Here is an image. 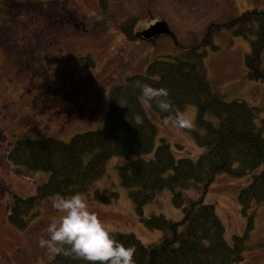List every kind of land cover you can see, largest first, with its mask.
Here are the masks:
<instances>
[{
  "label": "rangeland",
  "instance_id": "obj_1",
  "mask_svg": "<svg viewBox=\"0 0 264 264\" xmlns=\"http://www.w3.org/2000/svg\"><path fill=\"white\" fill-rule=\"evenodd\" d=\"M0 5V264H45L56 254L38 246L47 225L59 216L53 207L56 196L42 201L38 216L28 220L25 230L8 222L13 197L34 195L48 177L47 172L10 164L6 153L13 142L48 137L66 142L75 134L99 129L111 86L143 73L154 57L176 55L191 47L211 23L245 10L264 11V0H110V17L101 30L99 25L94 27L95 21L102 22L95 0H0ZM128 18L135 21L136 41L126 40L115 28L114 22ZM157 24L164 25L166 32L141 38L140 32ZM212 44L216 49L206 48L203 65L214 91L224 101L240 99L258 108L257 121L264 119L262 84L245 77L248 40L221 31ZM85 55L92 59L91 66L79 61ZM261 57L264 68V53ZM179 114L194 127V106ZM148 115L158 130L156 143L163 138L175 158L195 160L202 152L185 129L164 123L175 121V116ZM122 161L110 160L106 174L80 193L113 232L133 234L143 244L155 243L161 232L138 220L119 184L115 167ZM249 179L217 174L203 203L214 206L227 242L247 231V249L237 264H264V204H253L245 216L237 202L238 191ZM97 191L115 192L117 197L105 204L94 196ZM187 193L195 196L191 190ZM143 213L174 221L181 218L169 190L158 193Z\"/></svg>",
  "mask_w": 264,
  "mask_h": 264
},
{
  "label": "trees",
  "instance_id": "obj_2",
  "mask_svg": "<svg viewBox=\"0 0 264 264\" xmlns=\"http://www.w3.org/2000/svg\"><path fill=\"white\" fill-rule=\"evenodd\" d=\"M95 1L102 22L95 21L94 27L99 25L103 30L102 24L110 17V0ZM1 11L0 5V14ZM114 23L126 40H137L133 18ZM221 31L248 40L249 51L243 57L245 77L261 83L264 91V11L245 10L238 16L211 23L198 42L192 41L191 47L176 55L154 57L143 73L130 75L123 83L111 86L99 129L75 134L66 142L51 137L13 142L6 160L29 171L47 172L48 177L36 187L34 195L13 197L8 222L25 230L28 220L38 216L42 201L84 191L106 174L110 160L122 158L115 169L135 215L148 229L161 232L158 241L150 244H143L133 234L113 232L125 246L135 247V264L241 262L247 249V231L227 242L214 206L203 203V197L217 174L234 178L248 175V183L237 194L241 212L246 216L253 204H264V119L258 122L260 110L243 100H222L206 76V48L216 49L213 37ZM81 60L88 66L93 63L87 55L80 56ZM139 83L166 89L165 99L171 110L161 112L158 100L146 106L140 99ZM187 106H194L195 118L194 127L185 130L202 149L195 160L175 158L163 138L156 143L158 130L148 115L151 112L159 118L176 117ZM163 190L170 191L172 205L181 211L179 220L161 214L144 215L143 207ZM190 190L195 196L188 195ZM94 196L107 204L117 194L97 191ZM250 227L248 216L247 230ZM45 264L85 262L56 253Z\"/></svg>",
  "mask_w": 264,
  "mask_h": 264
},
{
  "label": "clouds",
  "instance_id": "obj_3",
  "mask_svg": "<svg viewBox=\"0 0 264 264\" xmlns=\"http://www.w3.org/2000/svg\"><path fill=\"white\" fill-rule=\"evenodd\" d=\"M140 99L146 106L158 100L161 112H169L171 105L165 99L164 88H155L148 83H139ZM166 125L177 128H190L191 121L177 114L175 121L165 120ZM59 213L46 228V234L38 238V246L54 251L72 260L85 264H135L134 246H125L117 240L111 227L107 226L98 213L91 208L82 193L76 192L59 196L53 201Z\"/></svg>",
  "mask_w": 264,
  "mask_h": 264
},
{
  "label": "water",
  "instance_id": "obj_4",
  "mask_svg": "<svg viewBox=\"0 0 264 264\" xmlns=\"http://www.w3.org/2000/svg\"><path fill=\"white\" fill-rule=\"evenodd\" d=\"M158 32H162V33L166 32L165 26L161 24L150 26L146 30H143L142 32H140V35L145 38H150L154 36L155 34H157Z\"/></svg>",
  "mask_w": 264,
  "mask_h": 264
}]
</instances>
